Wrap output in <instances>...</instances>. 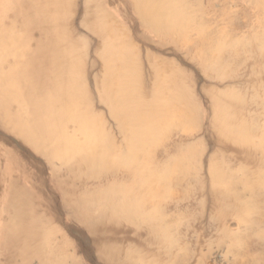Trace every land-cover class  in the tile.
I'll return each mask as SVG.
<instances>
[{
  "label": "bare ground",
  "instance_id": "obj_1",
  "mask_svg": "<svg viewBox=\"0 0 264 264\" xmlns=\"http://www.w3.org/2000/svg\"><path fill=\"white\" fill-rule=\"evenodd\" d=\"M197 191L264 264V0H0V264H202Z\"/></svg>",
  "mask_w": 264,
  "mask_h": 264
},
{
  "label": "rangeland",
  "instance_id": "obj_2",
  "mask_svg": "<svg viewBox=\"0 0 264 264\" xmlns=\"http://www.w3.org/2000/svg\"><path fill=\"white\" fill-rule=\"evenodd\" d=\"M237 17H238L239 21L244 18V16H242L241 14H238ZM201 196H202L201 192L197 191L196 193H194V195L190 199V204L192 203V206L194 205L193 206V208H194L193 214L200 213V212L203 213L201 218H199L200 221H194L193 220L194 218H193L192 222H191V219H189L190 220L189 221L187 218V219H185L186 221L184 220V222H186V224L183 226V228L186 227V225H188L189 223H193L190 228L199 227L201 231H203L204 229L207 228V233L202 237L203 240L201 239L202 240L201 243L200 244L197 243V245H196L195 242H196L197 234H195L192 230H189V234L187 235L188 237L186 236V240H185L186 242H190V241L192 242L189 244V250L192 253L196 252V256L201 258L202 264H235V262H237V261H240V263H238V264H247L245 257L243 258V255L246 254L248 249H250L251 252H254L253 251L254 248L260 247V245L263 246V244L260 242V240H257V238L254 237L252 239V244H251L252 246L249 245L251 242H248L249 247L245 246V247H242L238 250L239 251L237 253L238 257H236V255H235L236 253H234V252L233 253H226L225 247H224L226 245L224 243H223V245H221L220 236L218 235V233L216 231H212L213 230L212 227L209 226V223L217 222V221L211 219L212 214H213L212 208H211V200L209 198H207L208 201H206L204 206H199L197 203H195L196 199L200 198ZM186 203H188V201H185V204L184 203L183 204L187 205ZM205 212H206V214H205ZM236 223H237V220L235 219V216L233 218L229 219V224L232 227H236L237 226ZM211 226H214V225H211ZM208 231H210V233H208ZM211 234H213V235H211ZM206 237H207V239H206ZM188 240H190V241H188ZM202 245H204L205 247H203ZM193 246L194 247L196 246V247L194 248ZM201 250L205 252L203 255H201V253H200ZM234 259H236V260L234 261Z\"/></svg>",
  "mask_w": 264,
  "mask_h": 264
}]
</instances>
